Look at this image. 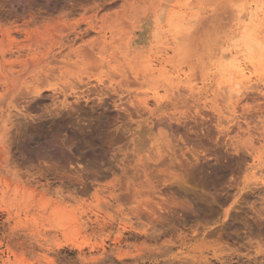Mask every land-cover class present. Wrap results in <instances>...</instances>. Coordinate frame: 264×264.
<instances>
[{"label": "rangeland", "instance_id": "374dc122", "mask_svg": "<svg viewBox=\"0 0 264 264\" xmlns=\"http://www.w3.org/2000/svg\"><path fill=\"white\" fill-rule=\"evenodd\" d=\"M211 1L163 0L165 12L192 16L184 27L205 21L197 36L209 30L182 52L183 36H145L155 3L121 22L120 0H0V42H106L105 55L141 63L143 117L174 128L144 124L129 154L113 135L127 122L76 103L64 125L68 110L47 100L27 153L15 118L0 117V264H264V0ZM82 18L94 31L75 39ZM58 151L74 160L59 163ZM126 153L122 173L114 156Z\"/></svg>", "mask_w": 264, "mask_h": 264}, {"label": "bare ground", "instance_id": "6f19581e", "mask_svg": "<svg viewBox=\"0 0 264 264\" xmlns=\"http://www.w3.org/2000/svg\"><path fill=\"white\" fill-rule=\"evenodd\" d=\"M120 1L124 2L123 4L125 6L124 12L119 18L121 22L128 21L131 15H133L132 13L137 12L133 9L134 4L144 3L149 5L155 3L159 6L157 11L147 13V16H145L149 22H152V25L148 27L145 32V36L150 38V40L160 37L159 34L161 32H171V37L176 42L179 40V37L183 36L185 40L181 50L182 52L184 50L186 51V49H189L190 47L193 48V41H207V33L205 32L209 30L204 29V32L201 33L200 36H197L198 34L196 35L199 30L197 27L205 22L203 19H195L193 22H189V26L184 27L186 19L190 21L192 16L186 18L185 14L179 11L165 12V10H163V0ZM213 1L214 0L211 2ZM223 19L224 17L222 16L221 20ZM95 20L96 18L93 19V22ZM93 22L86 18L78 20L76 22V28L71 31L73 32V37L75 39L81 38L87 35L90 31H94V27L91 26ZM162 22L167 24L166 31L161 28ZM81 24L84 25L83 28H80ZM203 25H205V23ZM217 28H221V26H217ZM196 29L197 31L195 32ZM246 34H248V32ZM242 39L244 38L242 37ZM250 41L249 43H251ZM103 44L104 45L94 41H29V43L24 45L19 43H9L5 45L4 42H0V117L5 116L6 118H15L18 125V135L21 138L20 148L23 152L25 151L27 153H31L30 142L35 136L39 135L38 132L42 127V121L44 119L43 115L40 114L43 111L41 105L47 100L51 101V107H55L53 108L54 111H58L60 113L64 109L68 110L70 108H75L76 106L73 107L72 104L79 103V106L83 105L85 109L90 112L101 111L103 114H107L111 118L127 122L126 125L122 127V132L125 134L124 136L120 135L119 127L113 129V135L118 141H120L119 143H122L119 149L127 151L129 154L133 150L134 131L141 130L144 124L146 126L153 127L163 125L170 133L174 132L173 126L168 123L167 119L161 120L156 116L154 118L143 117V111L146 109L145 107L148 106V104L146 102L147 100L140 95L141 92L138 91V87H140L143 83L142 77H144L141 74L143 70H138L141 63L136 59H118L116 56H113V54L105 55L103 50H105L107 43L103 42ZM252 44L253 43H251V45ZM201 45L203 44L201 43ZM14 49H16L17 55L12 57L10 55L15 53V51L13 52ZM21 50L26 51V54H20L19 52ZM6 54L10 57L6 58ZM250 63L251 66L254 65L253 62ZM201 65H203V62L202 58L199 57L197 59V63L194 66H191L190 73L192 74V70L195 66L197 67ZM71 71H77L79 74L81 73L86 77H75L72 81H66L60 88L47 87L49 80L57 75L63 76L70 74ZM93 73H98L101 77L95 78L90 76V74ZM240 73L244 75V69H240ZM175 95L177 94L175 93ZM69 98H71L73 102H68ZM70 112L72 111H63L61 120L64 122V125H70L71 119H73V115H71ZM13 126L15 125L13 124ZM57 130L59 129L57 128ZM51 146H53V144H51ZM55 147H58V145ZM128 153L122 155L121 157L114 156V159L116 160L122 173L127 172L126 156ZM68 155L69 154L60 155L61 161L59 163L63 165L66 164L68 166L71 159L74 160L73 157L70 159ZM49 158L50 157L48 156V159ZM44 160L46 159L44 158ZM103 162L104 159L101 158L96 165H99L98 167H102L105 165L106 160L104 163ZM9 174H11V172ZM122 186L123 184L120 187L122 188ZM121 188L120 190H123Z\"/></svg>", "mask_w": 264, "mask_h": 264}]
</instances>
